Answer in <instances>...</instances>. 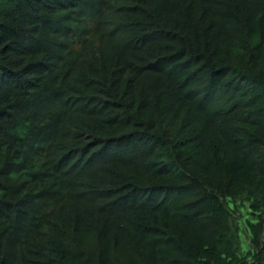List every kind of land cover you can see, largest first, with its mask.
<instances>
[{"label": "trees", "instance_id": "obj_1", "mask_svg": "<svg viewBox=\"0 0 264 264\" xmlns=\"http://www.w3.org/2000/svg\"><path fill=\"white\" fill-rule=\"evenodd\" d=\"M263 214L264 0H0V264H264Z\"/></svg>", "mask_w": 264, "mask_h": 264}, {"label": "rangeland", "instance_id": "obj_2", "mask_svg": "<svg viewBox=\"0 0 264 264\" xmlns=\"http://www.w3.org/2000/svg\"><path fill=\"white\" fill-rule=\"evenodd\" d=\"M244 218L245 217H243V216H241V218H240V221H241V231H242V235H241V237H242V239H243V245L244 246H246L247 247V244H248V239L246 238V236H245V227H244V225H243V223H242V221L244 220ZM243 219V220H242Z\"/></svg>", "mask_w": 264, "mask_h": 264}, {"label": "built area", "instance_id": "obj_3", "mask_svg": "<svg viewBox=\"0 0 264 264\" xmlns=\"http://www.w3.org/2000/svg\"><path fill=\"white\" fill-rule=\"evenodd\" d=\"M263 217H264V214H263ZM262 234L264 235V230L262 231Z\"/></svg>", "mask_w": 264, "mask_h": 264}]
</instances>
